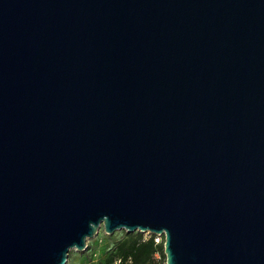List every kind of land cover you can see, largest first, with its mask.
<instances>
[{
  "label": "water",
  "instance_id": "1",
  "mask_svg": "<svg viewBox=\"0 0 264 264\" xmlns=\"http://www.w3.org/2000/svg\"><path fill=\"white\" fill-rule=\"evenodd\" d=\"M103 214L264 264V0H0V264Z\"/></svg>",
  "mask_w": 264,
  "mask_h": 264
},
{
  "label": "clouds",
  "instance_id": "2",
  "mask_svg": "<svg viewBox=\"0 0 264 264\" xmlns=\"http://www.w3.org/2000/svg\"><path fill=\"white\" fill-rule=\"evenodd\" d=\"M106 219L107 215L103 214L101 218H99L95 223L90 222L91 230L89 232L82 233L78 241H74L65 245L62 256L58 258L57 264H72V262L68 259L70 250L75 249L76 253L78 254L81 250V245L88 247L89 245L93 244L94 240L97 239L103 242L102 238L104 236H111L113 231H115V240H113L109 246L110 248H115L116 240H120L122 238L127 239V233L133 229H135L138 233L141 232V230H145L144 236H150L152 239H154L155 245L159 246L154 253V260L156 261V264H176L174 259V250L171 256L169 253V232L167 228L161 227L159 230H154L150 226H140L137 224L130 229L126 224L121 223L119 226H115L111 229V231L105 233L104 225L101 223V221ZM113 264H124V258L122 256H117L113 260ZM127 264H135V261L131 255H129L127 258Z\"/></svg>",
  "mask_w": 264,
  "mask_h": 264
},
{
  "label": "trees",
  "instance_id": "3",
  "mask_svg": "<svg viewBox=\"0 0 264 264\" xmlns=\"http://www.w3.org/2000/svg\"><path fill=\"white\" fill-rule=\"evenodd\" d=\"M158 247L150 236L144 237L142 232H130L127 233V239L117 240L115 248L105 251L96 264H113L117 256H122L124 264H127L129 255L135 264H156L154 253Z\"/></svg>",
  "mask_w": 264,
  "mask_h": 264
},
{
  "label": "rangeland",
  "instance_id": "4",
  "mask_svg": "<svg viewBox=\"0 0 264 264\" xmlns=\"http://www.w3.org/2000/svg\"><path fill=\"white\" fill-rule=\"evenodd\" d=\"M142 233L144 236V231ZM102 240L103 242L99 239L94 240L93 244L89 245L85 250L80 251L78 254L75 250H70L68 259L72 264H96L103 253L110 249V243L115 240V231L112 232L111 236H104Z\"/></svg>",
  "mask_w": 264,
  "mask_h": 264
},
{
  "label": "built area",
  "instance_id": "5",
  "mask_svg": "<svg viewBox=\"0 0 264 264\" xmlns=\"http://www.w3.org/2000/svg\"><path fill=\"white\" fill-rule=\"evenodd\" d=\"M155 242V241H154Z\"/></svg>",
  "mask_w": 264,
  "mask_h": 264
}]
</instances>
